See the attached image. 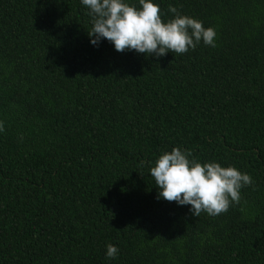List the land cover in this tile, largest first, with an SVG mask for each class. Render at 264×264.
Masks as SVG:
<instances>
[{
    "label": "trees",
    "instance_id": "1",
    "mask_svg": "<svg viewBox=\"0 0 264 264\" xmlns=\"http://www.w3.org/2000/svg\"><path fill=\"white\" fill-rule=\"evenodd\" d=\"M155 2L215 47L118 52L80 0H0V264H264V0ZM177 147L249 174L240 202L157 199Z\"/></svg>",
    "mask_w": 264,
    "mask_h": 264
},
{
    "label": "clouds",
    "instance_id": "2",
    "mask_svg": "<svg viewBox=\"0 0 264 264\" xmlns=\"http://www.w3.org/2000/svg\"><path fill=\"white\" fill-rule=\"evenodd\" d=\"M91 18L90 43L99 46L103 40L113 44L118 52L135 51L159 58L172 52L187 53L201 42L215 47L216 32L203 22L170 6L172 18L163 20L155 0H80ZM3 125L0 123V132ZM191 152L179 147L165 151L150 166V175L158 188L157 199L190 206L189 212L199 217L202 212L218 216L239 203L241 189L251 185L249 174L234 166L198 162ZM119 249L106 245V259L117 258Z\"/></svg>",
    "mask_w": 264,
    "mask_h": 264
}]
</instances>
